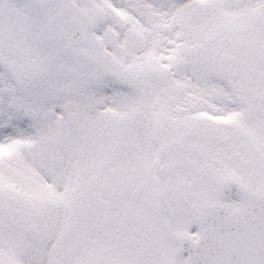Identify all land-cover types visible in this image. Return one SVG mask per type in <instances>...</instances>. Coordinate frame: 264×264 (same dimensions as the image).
<instances>
[{"label": "snow or ice", "instance_id": "snow-or-ice-1", "mask_svg": "<svg viewBox=\"0 0 264 264\" xmlns=\"http://www.w3.org/2000/svg\"><path fill=\"white\" fill-rule=\"evenodd\" d=\"M0 264H264V0H0Z\"/></svg>", "mask_w": 264, "mask_h": 264}]
</instances>
